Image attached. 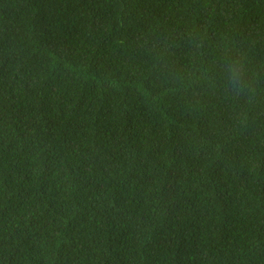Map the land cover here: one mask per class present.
Listing matches in <instances>:
<instances>
[{"label": "trees", "instance_id": "trees-1", "mask_svg": "<svg viewBox=\"0 0 264 264\" xmlns=\"http://www.w3.org/2000/svg\"><path fill=\"white\" fill-rule=\"evenodd\" d=\"M0 264H264V0H0Z\"/></svg>", "mask_w": 264, "mask_h": 264}]
</instances>
